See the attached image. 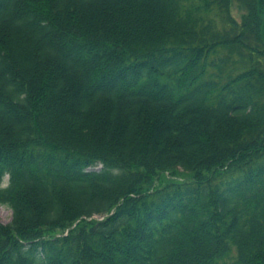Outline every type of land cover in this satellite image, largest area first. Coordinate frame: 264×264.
<instances>
[{"label": "trees", "instance_id": "1", "mask_svg": "<svg viewBox=\"0 0 264 264\" xmlns=\"http://www.w3.org/2000/svg\"><path fill=\"white\" fill-rule=\"evenodd\" d=\"M0 206V264H264V0H0Z\"/></svg>", "mask_w": 264, "mask_h": 264}, {"label": "rangeland", "instance_id": "2", "mask_svg": "<svg viewBox=\"0 0 264 264\" xmlns=\"http://www.w3.org/2000/svg\"><path fill=\"white\" fill-rule=\"evenodd\" d=\"M7 178H4V184L6 183ZM98 219V217H94ZM11 220V210L6 206H0V224L6 225ZM236 260V251L231 246L229 252L222 257L221 259L217 260L216 264H232Z\"/></svg>", "mask_w": 264, "mask_h": 264}]
</instances>
